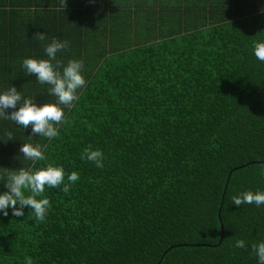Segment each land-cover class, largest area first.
<instances>
[{"label":"trees","instance_id":"obj_1","mask_svg":"<svg viewBox=\"0 0 264 264\" xmlns=\"http://www.w3.org/2000/svg\"><path fill=\"white\" fill-rule=\"evenodd\" d=\"M46 1L60 6L0 0V15L35 18L49 11ZM75 1L66 0V23L47 33L38 19L26 22L47 40L35 39L20 58L18 81L8 79L13 56L0 59L3 85L26 89L37 106L55 103L22 60L46 57L45 44L71 42L79 28L77 48L69 43L57 54L65 65L82 60L86 80L79 100L61 106L66 122L57 137L11 121L0 130V176L32 167L19 151L23 143L46 145L36 168L50 163L80 176L68 194L46 187L51 207L43 222L29 208L21 217L11 208L0 213V264H25L26 257L33 264H258L252 245L264 242V204L237 206L232 197L264 192V62L253 47L264 42V0H192V17L177 25L158 24L144 9L153 27L141 30L147 41L126 38L92 54L93 24L115 30L132 24L131 15L142 17L104 8L103 0ZM89 145L104 153L103 168L81 158ZM237 239L246 247H235Z\"/></svg>","mask_w":264,"mask_h":264},{"label":"clouds","instance_id":"obj_2","mask_svg":"<svg viewBox=\"0 0 264 264\" xmlns=\"http://www.w3.org/2000/svg\"><path fill=\"white\" fill-rule=\"evenodd\" d=\"M60 6L65 10L66 0H60ZM34 39L44 42L47 36L44 32H36ZM253 47L256 58L264 62V42H254ZM68 48L67 40L61 41L53 37L51 42L44 46L46 59L24 58L22 61L26 74L35 75L39 83L49 85L48 92L55 96L57 101L37 106L33 99L23 98L21 103V93L12 86L6 92L0 93V118L14 121L23 129L31 126V132L35 136L51 140L59 135L58 126L66 122L65 112L61 106L70 107L73 102L78 101V90L86 85L82 75L84 67L82 60L69 59L65 65L57 59V53ZM7 109L12 111L6 112ZM12 139V133L9 132L8 140ZM45 148L46 145L34 146L31 143H23L19 151L23 157L32 162V167H21L6 176H0V181L4 182L7 189L0 192V213L3 216H8V209L11 208L12 216L21 217L24 216L23 209L29 208L35 220L43 222L51 207L49 199L43 196L46 187L68 194L72 185L80 179L77 171L66 175L62 166H53L49 163L46 167L36 168L37 162L46 160ZM81 158L93 162L97 168L104 167V153L100 149H93L91 145L83 149ZM260 174L264 176V164L260 165ZM232 203L237 206L254 203L259 207L264 204V192H243L233 196ZM234 246L246 247L242 239H237ZM252 252L258 258V264H264V242L253 244ZM25 264H33L32 258L26 257Z\"/></svg>","mask_w":264,"mask_h":264},{"label":"crops","instance_id":"obj_3","mask_svg":"<svg viewBox=\"0 0 264 264\" xmlns=\"http://www.w3.org/2000/svg\"><path fill=\"white\" fill-rule=\"evenodd\" d=\"M83 0H77L74 2V4H80ZM87 4H93V6H90V8H94V4H96V1L92 3V1H85ZM25 3V2H22ZM47 3L50 8L46 9L49 11H44L41 16H37L34 18V16H26L24 15L23 19L18 17V15L9 16V15H0V59L3 58V60L6 58L8 54H11L13 56L12 63L10 65L11 73L9 74V81L13 84L14 80L18 81V79L15 78V67L16 71H19V68L17 66V63L19 64L20 58L26 53L31 52L35 45V29L33 28L29 29L26 27V22H28L30 19L34 18V22L36 23L37 19L43 23L45 26L46 33L54 27V24L56 22L60 23H66V13L68 11L67 7L65 10L61 8V6H53L48 3V1L43 2ZM100 5H103L104 8L113 7L116 8L119 12L126 14L129 13L130 15L132 13H136L138 16L142 17L139 20L129 19V22H133L130 25H122L118 28H111L112 23L106 22L105 24H98L99 26H91L89 29L90 31L96 32V34H99V36H95L91 34L88 36V43L89 46L87 48V53H94L96 50H104L108 52L109 46H117L122 40L132 41L129 38L135 37L138 38L139 41H147L145 37H142V31L143 32H149L153 27L151 24L148 23L146 19H143V10L148 9L154 12V21L160 24L161 22L167 20L168 25H177L179 22L180 24H183L186 18L192 17V11L188 9V7L193 6L194 2L192 0H103L100 2ZM193 4V5H192ZM138 10L139 12H135ZM187 12L188 15L186 16ZM142 13V15H140ZM182 15H185L184 17ZM54 23V24H53ZM138 23V24H134ZM33 25V24H32ZM49 25V27H48ZM69 25V24H68ZM42 28V26H41ZM48 28V29H47ZM78 29L76 28L77 33H73V29L71 31V42L70 38L66 39L71 45H75V48H77L78 45ZM81 29V28H80ZM106 31V32H105ZM123 32V38H120V32ZM141 31V32H139ZM3 40V38H5ZM137 40V41H138ZM74 41V42H73ZM79 46L84 47V44L81 45L79 43ZM85 48V47H84ZM61 53V52H59ZM63 54V53H61ZM36 55V54H35ZM47 57H44L43 59H46ZM57 59H59L57 54ZM22 60V59H21ZM23 61V60H22ZM22 67V65H21ZM1 68H0V79L3 78V74H1ZM14 85L5 84L3 85V82L0 80V93L6 92L9 88H11ZM82 89L78 90L82 92ZM17 90L22 95L23 98H27V90L26 89H18ZM77 93V94H78ZM40 102L44 103V100H40ZM19 106V105H18ZM12 109H7L6 112H11ZM0 130L7 127V124L11 120H5L3 118H0ZM3 120V121H2ZM5 123V127H4ZM10 125H15L16 123L14 121H11L9 123ZM1 138V135H0Z\"/></svg>","mask_w":264,"mask_h":264},{"label":"water","instance_id":"obj_4","mask_svg":"<svg viewBox=\"0 0 264 264\" xmlns=\"http://www.w3.org/2000/svg\"><path fill=\"white\" fill-rule=\"evenodd\" d=\"M221 228V227H220ZM222 229H220V233H221Z\"/></svg>","mask_w":264,"mask_h":264}]
</instances>
